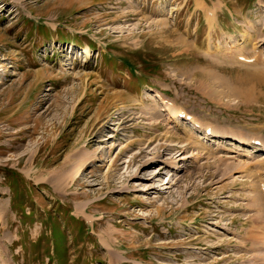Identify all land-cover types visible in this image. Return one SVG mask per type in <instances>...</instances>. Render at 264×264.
Returning a JSON list of instances; mask_svg holds the SVG:
<instances>
[{
  "label": "rangeland",
  "instance_id": "obj_1",
  "mask_svg": "<svg viewBox=\"0 0 264 264\" xmlns=\"http://www.w3.org/2000/svg\"><path fill=\"white\" fill-rule=\"evenodd\" d=\"M263 147L264 0H0V264H264Z\"/></svg>",
  "mask_w": 264,
  "mask_h": 264
},
{
  "label": "bare ground",
  "instance_id": "obj_2",
  "mask_svg": "<svg viewBox=\"0 0 264 264\" xmlns=\"http://www.w3.org/2000/svg\"><path fill=\"white\" fill-rule=\"evenodd\" d=\"M208 12H209V10H207ZM211 16V14H209V17ZM212 18V17H211ZM211 21V20H210ZM209 23H211V22H209ZM210 25V24H209ZM219 45V44H218ZM220 46V45H219ZM219 46H218V48H219ZM217 48V49H218ZM222 48V47H221ZM220 49V48H219ZM87 55H88V53H87ZM254 61L255 62H253V63H257L256 62V58L254 59ZM256 65V64H255ZM260 77V79L262 80L263 78H262V76H259ZM168 109H169V116H171L173 119H175L176 117H178V115L181 113V110L180 109H177V108H175L174 106H168ZM188 116V115H187ZM183 117V116H182ZM188 118V117H187ZM194 120V119H193ZM175 121V120H174ZM179 121V120H178ZM194 121H196L197 122V120H194ZM177 122V121H176ZM197 124V123H196ZM200 126V125H199ZM203 127H201V129H202ZM204 132H207L208 130L212 133V135L214 136V135H217V136H222V134H220V133H217V132H215V130L214 129H211V127H205L204 128ZM221 132V131H220ZM224 134V133H223ZM225 136V135H224ZM251 138V137H250ZM252 138H254L253 140H255L256 139V137H252ZM236 140V139H235ZM238 142V141H237ZM249 142V141H248ZM253 142H255V141H253ZM256 142H258V141H256ZM188 144V143H187ZM247 144V143H246ZM263 150H264V147H263ZM210 151V150H209ZM182 155V153H180L179 154V157ZM260 163V162H259ZM179 165V164H178ZM174 167V166H173ZM172 167V168H173ZM176 168V167H175ZM264 168V167H263ZM259 170V169H258ZM261 170H263L262 168H261ZM264 171V170H263ZM258 172V171H257ZM256 172V173H257ZM262 172V171H261ZM264 173V172H263ZM167 184V183H166ZM263 200V199H262ZM261 214H264V212H262ZM264 217V216H263Z\"/></svg>",
  "mask_w": 264,
  "mask_h": 264
}]
</instances>
